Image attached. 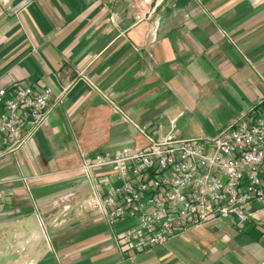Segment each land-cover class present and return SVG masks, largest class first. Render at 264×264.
Returning <instances> with one entry per match:
<instances>
[{"label": "crops", "instance_id": "0c3cea01", "mask_svg": "<svg viewBox=\"0 0 264 264\" xmlns=\"http://www.w3.org/2000/svg\"><path fill=\"white\" fill-rule=\"evenodd\" d=\"M149 15L138 20V15ZM62 92L0 157V264H264V204L137 252L80 201L82 155L215 135L264 97V0H0V88Z\"/></svg>", "mask_w": 264, "mask_h": 264}, {"label": "built area", "instance_id": "2783aa9c", "mask_svg": "<svg viewBox=\"0 0 264 264\" xmlns=\"http://www.w3.org/2000/svg\"><path fill=\"white\" fill-rule=\"evenodd\" d=\"M63 92L53 102L44 81L0 88V157L29 142ZM122 116L145 144L83 154L80 166L90 187L81 207L110 226L133 221L116 235L118 244L140 252L215 219H256L252 204H264V97L212 136L176 137L174 121L167 134L154 135Z\"/></svg>", "mask_w": 264, "mask_h": 264}, {"label": "rangeland", "instance_id": "374dc122", "mask_svg": "<svg viewBox=\"0 0 264 264\" xmlns=\"http://www.w3.org/2000/svg\"><path fill=\"white\" fill-rule=\"evenodd\" d=\"M132 223H133V221L132 220H128V224H127V226L124 228V229H126L127 227H129V226H131L132 225Z\"/></svg>", "mask_w": 264, "mask_h": 264}]
</instances>
